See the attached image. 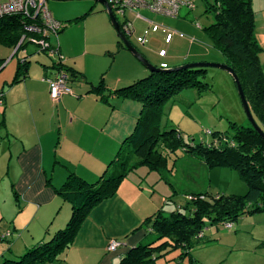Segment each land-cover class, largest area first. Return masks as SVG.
<instances>
[{
	"label": "crops",
	"instance_id": "obj_1",
	"mask_svg": "<svg viewBox=\"0 0 264 264\" xmlns=\"http://www.w3.org/2000/svg\"><path fill=\"white\" fill-rule=\"evenodd\" d=\"M138 12L139 18L128 12L117 20L132 23L133 32L127 37L143 46L149 55L130 41L154 67L166 70L207 62L206 54L196 52L189 40L191 24L145 8ZM186 12L185 18H190L191 12ZM101 21V28L84 29L76 40L71 29L64 28L57 36L59 49L51 54V62L37 59L33 63L28 58L26 76L17 82L19 62L27 53L22 51L25 56L16 58L15 47L0 44V173L11 186L12 210L19 207L12 221L14 231H3L9 232V237L0 245V259L20 256L65 228L72 210L58 190L70 174L93 184L119 171L122 152L143 106L118 90L149 77L151 72L121 47L112 24L114 30L106 18ZM174 44L188 49H174ZM58 61L68 70L73 95L55 103L44 79L55 76ZM168 168L167 161V167L160 171L141 166L129 172L115 193L92 209L54 264H119L129 250L150 242L151 232L145 223L166 205L169 190L158 193L156 188L160 178L167 183L164 172H170ZM112 240L122 243L114 253L108 252Z\"/></svg>",
	"mask_w": 264,
	"mask_h": 264
},
{
	"label": "trees",
	"instance_id": "obj_2",
	"mask_svg": "<svg viewBox=\"0 0 264 264\" xmlns=\"http://www.w3.org/2000/svg\"><path fill=\"white\" fill-rule=\"evenodd\" d=\"M252 3L253 0H216L213 5H207V11L214 15V22L205 31L214 48L224 57V64L238 76L253 117L264 132V50L257 41L256 12ZM90 13L67 22L76 24ZM60 23L62 29L59 33L67 27L65 23ZM24 35V24L20 17L0 19L1 45L16 48ZM120 45L125 48L122 42ZM22 59L25 61L20 60L14 82L26 76L28 56ZM56 67L68 74L61 61ZM204 72L205 69H184L151 73L134 85L118 90L122 96L137 100L143 106L135 131L122 152L119 171L109 177L103 176L93 184L70 174L58 190L72 210L65 228L57 231L51 239L27 249L22 255L7 258L2 264H54L60 261V256L92 209L111 197L129 172L141 166H147L152 171L165 169L167 158L160 152L161 148L171 151L182 146V143L176 130H158L163 106L184 89L194 88L200 92L207 89L208 84L197 78L199 73ZM231 129L232 135L210 132L213 141L207 146L197 147L196 152L203 157L208 168L236 170L248 187L247 193L242 196L194 194L182 208L170 213L158 211L145 223L157 238L129 250L119 264H160L159 259L176 250L181 251V258L190 257L193 249L206 244L204 231L209 225L232 224L245 215L264 212V139L252 125L233 123ZM4 234L6 232L0 233V237ZM4 240L0 238V242Z\"/></svg>",
	"mask_w": 264,
	"mask_h": 264
},
{
	"label": "rangeland",
	"instance_id": "obj_3",
	"mask_svg": "<svg viewBox=\"0 0 264 264\" xmlns=\"http://www.w3.org/2000/svg\"><path fill=\"white\" fill-rule=\"evenodd\" d=\"M215 1L194 0L195 9L191 11L190 18H185L187 10L183 8L179 16L174 19L191 24L187 35L189 40L192 39L196 52L206 54L205 57L209 61L207 60L205 63L224 64L221 62L225 61L224 57L213 47L211 39L205 31L214 22V15L207 11V5H213ZM47 6L55 20L65 23L67 28L71 29L70 35L75 40L80 34H83L84 29L91 31L101 28L103 17L109 22L104 6L93 0H49ZM253 9L256 12L257 41L264 50V38L261 37V34L264 36V0H253ZM90 12L91 14L79 24L67 22ZM118 20L121 21V18L118 17ZM198 24L200 28H198ZM133 40L130 39L144 53L143 46L137 45ZM58 42L60 43V39L56 37L50 39V43L53 45ZM178 44H174V49L177 46L183 50L188 49V47ZM22 51H26V55L33 63L37 59L47 63L51 62V54L39 52L38 47L32 43L19 50L16 58L23 54ZM205 70L206 72L199 73L197 78L208 84L207 89L201 92L194 88L182 90L164 104L160 114L158 130L161 132L176 130L182 143V146L176 147L171 150L172 152L169 148L160 150L167 158L168 170H170V172H164V176L168 177L167 183L164 184V180L160 178L157 183L158 188H156L158 193L166 191V189L170 192L166 205L161 209L166 213L185 206L187 200L194 194L242 196L248 191L246 183L236 170L227 167L208 168L203 157L196 152L197 147L207 146L213 141L210 132L232 135L231 124L233 123L240 126H251L230 74L218 68ZM1 174L0 231L11 230L13 232L12 221L19 213V207L15 212L12 210L10 203L11 201L14 203V198L11 186ZM8 192H10V196H7ZM232 224L233 227L229 230L222 223L209 225L204 231L206 244L193 249L190 257L181 258V251L176 250L166 253L159 259V263L264 264V212L245 215ZM14 233L21 237L18 231ZM155 238H157L155 233L148 234V240ZM7 258L15 257L8 255L5 260ZM3 262L4 258L2 257L0 264Z\"/></svg>",
	"mask_w": 264,
	"mask_h": 264
},
{
	"label": "built area",
	"instance_id": "obj_4",
	"mask_svg": "<svg viewBox=\"0 0 264 264\" xmlns=\"http://www.w3.org/2000/svg\"><path fill=\"white\" fill-rule=\"evenodd\" d=\"M49 0H0V19L7 17H20L24 24L25 35L16 47V51L23 49L27 44L36 45L39 52L54 54L58 51L59 45L55 47L50 43L52 37H56L62 29V24L55 20L48 10ZM116 18H124L126 13L132 12L136 17L140 9H147L154 14L168 17H178L181 9L194 10V0H106ZM123 33L131 35L133 26L130 21L125 20L121 24ZM198 28L200 26L198 25ZM25 60L22 59V62ZM49 86L50 98L57 103L65 95H73L69 86L70 77L63 70H57L54 77L45 78ZM3 92L0 91V102H2ZM228 230L233 227L231 223H225ZM9 236V232L2 235V240ZM202 237V234L200 235ZM122 247L119 240H112L108 245V252L114 253Z\"/></svg>",
	"mask_w": 264,
	"mask_h": 264
},
{
	"label": "water",
	"instance_id": "obj_5",
	"mask_svg": "<svg viewBox=\"0 0 264 264\" xmlns=\"http://www.w3.org/2000/svg\"><path fill=\"white\" fill-rule=\"evenodd\" d=\"M96 1L98 3H100L101 5L104 6L112 26L114 27L115 31L117 32L120 41L122 42L123 46L138 60L140 61L151 73H168V72H172V71H180V70H184V69H208V68H218L221 69L225 72H227L228 74H230V76L232 77L237 90H238V94L244 109V112L250 122V124L252 125V127L254 128L255 131H257L262 138L264 139V132L263 130L258 126V124L256 123L253 114L250 110L248 101L246 99L245 93L243 91L242 85L240 83V80L238 78V76L236 75V73L234 72V70L232 68H230L228 65L226 64H214V63H205V62H200V63H190V64H186L183 67H179L177 69H172V70H163L160 68H156L154 67L152 64H150L148 62V60H146L143 55L138 52L134 46H132L130 40L128 39V37L123 33L122 28H121V23L117 20L116 16L113 14L112 9L110 8L108 2L106 0H93Z\"/></svg>",
	"mask_w": 264,
	"mask_h": 264
}]
</instances>
